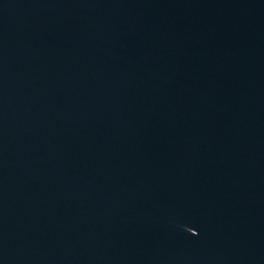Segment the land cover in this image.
<instances>
[{
	"label": "water",
	"instance_id": "1",
	"mask_svg": "<svg viewBox=\"0 0 264 264\" xmlns=\"http://www.w3.org/2000/svg\"><path fill=\"white\" fill-rule=\"evenodd\" d=\"M0 264H264V0H0Z\"/></svg>",
	"mask_w": 264,
	"mask_h": 264
}]
</instances>
